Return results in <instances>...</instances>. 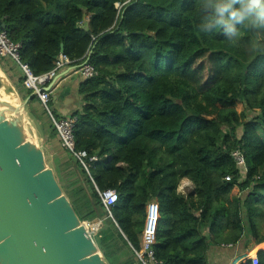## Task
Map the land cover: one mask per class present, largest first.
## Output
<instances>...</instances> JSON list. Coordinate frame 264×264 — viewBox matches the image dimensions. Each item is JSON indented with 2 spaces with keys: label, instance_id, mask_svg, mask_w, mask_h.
<instances>
[{
  "label": "trees",
  "instance_id": "trees-1",
  "mask_svg": "<svg viewBox=\"0 0 264 264\" xmlns=\"http://www.w3.org/2000/svg\"><path fill=\"white\" fill-rule=\"evenodd\" d=\"M213 2L0 0L4 32L35 75L61 54L96 71L73 117L75 150L97 161L86 172L73 160L69 187L83 213L69 200L82 222L103 220L93 238L109 264H142L152 203L156 264H211L213 249L264 244V29L236 25L229 40L210 23ZM183 180L192 195L178 192ZM107 190L119 195L112 219L99 197ZM256 258L264 264V250Z\"/></svg>",
  "mask_w": 264,
  "mask_h": 264
},
{
  "label": "water",
  "instance_id": "water-1",
  "mask_svg": "<svg viewBox=\"0 0 264 264\" xmlns=\"http://www.w3.org/2000/svg\"><path fill=\"white\" fill-rule=\"evenodd\" d=\"M34 98L0 66V264H109L46 161L28 118Z\"/></svg>",
  "mask_w": 264,
  "mask_h": 264
},
{
  "label": "built area",
  "instance_id": "built-area-1",
  "mask_svg": "<svg viewBox=\"0 0 264 264\" xmlns=\"http://www.w3.org/2000/svg\"><path fill=\"white\" fill-rule=\"evenodd\" d=\"M128 1L130 2L131 0ZM122 6L123 5H116L117 10L120 11ZM20 48V45L10 42L6 33L0 29V59L3 60L9 58L19 67L23 79L22 84L25 90L31 94H34L50 115L52 125L56 131L57 137L60 140L61 148L67 152L74 161L78 162L86 172H88L89 163L96 162L97 158L89 159L86 152H79L75 150L74 127L76 124V118L72 116L69 118L56 119L48 107L50 102L49 86L55 80L59 72H62L66 68L72 67L74 63L68 57L61 54L55 61L54 68L50 72L42 75H35L29 66L20 63ZM78 68L84 81L90 80L96 76V71L89 63L88 58L84 60L82 64L78 66ZM232 159L239 170H241L243 173L247 172L245 158L240 151L233 152ZM227 180L229 179L227 178ZM99 197L105 208V211L107 212V218L112 219L111 208L118 201V193L115 190H107L105 192L99 193ZM158 219V206L156 203H152L148 207L146 225L142 236L141 252L136 253L142 264H156L151 247L155 243ZM96 221L94 220L84 222L85 227L93 237L97 235L103 226V220H98V222ZM251 261L253 264H258L256 256Z\"/></svg>",
  "mask_w": 264,
  "mask_h": 264
},
{
  "label": "crops",
  "instance_id": "crops-1",
  "mask_svg": "<svg viewBox=\"0 0 264 264\" xmlns=\"http://www.w3.org/2000/svg\"><path fill=\"white\" fill-rule=\"evenodd\" d=\"M83 29H88L87 20H85V22L83 23ZM11 62L12 66H14L13 71H11L10 69L6 71L1 64L2 69L6 73L12 84L16 88H19L18 90H20L21 94L24 96L23 99H25L26 90H23L25 88H23L24 86L22 85L21 81L22 74L19 67L13 61ZM83 82L84 80L79 72L78 66L66 68L62 72L58 73L55 80L49 86L50 102L48 105H52V107L50 106V110L53 112V114H56L58 118L62 119L72 117L75 113L81 110V108L83 107V102L81 100L82 98L79 94V90ZM35 100L40 103L38 99L35 98ZM35 100H33L28 106V110L30 113L28 114V118L33 125L35 132L37 133L39 140L42 142L46 161L47 159H50L53 162L55 167H53L54 169H52L54 170V172L55 169L59 170L60 174L62 175L61 178L63 179V182H65V184L69 186V180L76 179V175L71 174V172H69L62 163H65L67 166H69V169L71 168V171H74V169H72V164H74L75 162L69 156V154L61 148L60 140L56 136V133H54L53 128L51 127L50 120L48 119V126H45L37 117L36 109L34 106ZM64 156L66 158H64ZM237 247L236 249H229L231 247L213 249L209 257L210 263L241 264L249 259V257L247 258V256H249L251 253L253 254L252 256L255 257L259 250H264V244L258 247L253 246V249L249 253L247 252V250H244L241 253L240 245H238Z\"/></svg>",
  "mask_w": 264,
  "mask_h": 264
},
{
  "label": "clouds",
  "instance_id": "clouds-1",
  "mask_svg": "<svg viewBox=\"0 0 264 264\" xmlns=\"http://www.w3.org/2000/svg\"><path fill=\"white\" fill-rule=\"evenodd\" d=\"M214 22L234 41L238 36L236 25L249 29H264V0H214L211 5Z\"/></svg>",
  "mask_w": 264,
  "mask_h": 264
},
{
  "label": "rangeland",
  "instance_id": "rangeland-1",
  "mask_svg": "<svg viewBox=\"0 0 264 264\" xmlns=\"http://www.w3.org/2000/svg\"><path fill=\"white\" fill-rule=\"evenodd\" d=\"M0 63L3 65V67L5 68V70H11L13 71L14 70V66H12V62L10 61L9 58H6V59H3L1 60L0 59ZM35 109H36V114H37V117L39 118V120L45 125V126H48V119H49V115L47 114V112L45 111V108L37 101L35 100ZM52 107V105H50ZM50 106H49V109H50ZM64 158H66L64 156ZM47 163L48 165L53 168L55 167L53 162L49 159H47ZM65 168L71 172V170L69 168L66 167V164L65 163H62ZM54 169V168H53ZM55 176L57 178V181L59 182L61 188L63 189L65 195L67 197H69V199L72 201V203H74V206L77 208V203L75 205V202H74V191L71 187L67 186V184H65V182H63V179L61 178V174H60V171L59 170H56L55 169ZM193 190H194V186L193 184L188 181V180H183L180 184V187L178 189V192L180 194H183L184 196H189V195H192L193 194ZM80 205V204H79ZM81 207H82V204H81ZM78 211H81L83 213V211L85 210L83 207H82V210L80 207L77 208ZM263 209V208H262ZM96 221V220H95ZM98 222V220L96 221ZM261 225H264V222L261 224ZM102 226V225H100ZM95 235V233H94ZM253 242H249L248 243V253L253 249ZM249 255V254H248ZM253 254L251 253L249 256H247V258L249 257L250 260H252L253 258H255L254 256H252ZM248 260V259H247Z\"/></svg>",
  "mask_w": 264,
  "mask_h": 264
},
{
  "label": "bare ground",
  "instance_id": "bare-ground-1",
  "mask_svg": "<svg viewBox=\"0 0 264 264\" xmlns=\"http://www.w3.org/2000/svg\"><path fill=\"white\" fill-rule=\"evenodd\" d=\"M95 228V227H94Z\"/></svg>",
  "mask_w": 264,
  "mask_h": 264
}]
</instances>
